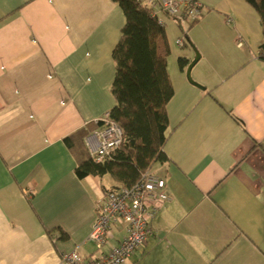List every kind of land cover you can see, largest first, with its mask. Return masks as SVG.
Masks as SVG:
<instances>
[{
    "label": "crops",
    "instance_id": "1",
    "mask_svg": "<svg viewBox=\"0 0 264 264\" xmlns=\"http://www.w3.org/2000/svg\"><path fill=\"white\" fill-rule=\"evenodd\" d=\"M199 1L203 15L181 47L180 24L163 16L174 92L167 159L150 169L169 200L124 264H264L261 26L244 0ZM123 24L113 0H0V264H63L74 248L83 258L100 253L85 240L97 202L117 184L76 176L73 146L91 156L86 139L96 143L100 126L80 140L74 134L115 104L112 50ZM172 47L182 51L174 57ZM195 51L191 77L202 88L185 76ZM123 235L113 228L101 252Z\"/></svg>",
    "mask_w": 264,
    "mask_h": 264
},
{
    "label": "trees",
    "instance_id": "2",
    "mask_svg": "<svg viewBox=\"0 0 264 264\" xmlns=\"http://www.w3.org/2000/svg\"><path fill=\"white\" fill-rule=\"evenodd\" d=\"M113 1L123 12L124 24L112 50L115 73L110 92L115 104L109 114L120 126L123 142L98 162L84 152L81 143L74 144L80 153L74 171L78 178L109 175L116 184L130 186L154 163L167 159L163 151L168 127L166 104L174 88L167 71L170 47L164 26L151 16L145 0ZM244 1L258 15L262 35L259 58L264 61V0ZM177 62L181 70L187 64L183 57H178ZM97 126L100 123L74 135L80 140ZM64 140L69 143L73 139L69 136ZM57 231L59 239H67L65 232Z\"/></svg>",
    "mask_w": 264,
    "mask_h": 264
},
{
    "label": "built area",
    "instance_id": "3",
    "mask_svg": "<svg viewBox=\"0 0 264 264\" xmlns=\"http://www.w3.org/2000/svg\"><path fill=\"white\" fill-rule=\"evenodd\" d=\"M151 16L163 25V16L175 19L180 25L199 20L204 5L198 0H145ZM231 18L226 23L231 24ZM178 46L185 44L184 38L176 40ZM100 129L86 139L87 147L95 161L108 157L123 142V133L118 123L106 112L96 120ZM169 197L165 191L164 179L151 169L141 174L130 186L117 184L104 192L96 204V216L85 241L91 242L100 252L95 257L83 258L74 248L61 254L63 264H124L136 249L145 245L152 233V220L162 210ZM121 227L124 235L107 252L101 249L112 237L113 228Z\"/></svg>",
    "mask_w": 264,
    "mask_h": 264
},
{
    "label": "rangeland",
    "instance_id": "4",
    "mask_svg": "<svg viewBox=\"0 0 264 264\" xmlns=\"http://www.w3.org/2000/svg\"><path fill=\"white\" fill-rule=\"evenodd\" d=\"M199 1V0H198ZM200 2V1H199ZM200 3H202V2H200ZM203 4V3H202ZM204 5V4H203ZM170 18V20H172V21H176L175 19H173V18H171V17H169ZM191 25V23H189V24H186V25H180V27L178 28L179 29V31H178V29H175V32H174V41H175V44H176V40L178 39V38H184V40H185V43H187V40H186V34H187V31H188V28H189V26ZM177 27H178V25H177ZM175 36H176V38H175ZM178 36V37H177ZM175 44H173V46L175 45ZM177 45V44H176ZM173 48V47H172ZM182 51L181 49H177L176 51ZM175 50H174V48H173V56L175 57V52H176Z\"/></svg>",
    "mask_w": 264,
    "mask_h": 264
},
{
    "label": "water",
    "instance_id": "5",
    "mask_svg": "<svg viewBox=\"0 0 264 264\" xmlns=\"http://www.w3.org/2000/svg\"><path fill=\"white\" fill-rule=\"evenodd\" d=\"M198 57H199V54L195 51V58L188 64L186 71H185V76H186V79L189 83H191L197 87L202 88V86L200 84H198L197 82H195L191 77V68H192L193 64L196 62V60L198 59Z\"/></svg>",
    "mask_w": 264,
    "mask_h": 264
}]
</instances>
